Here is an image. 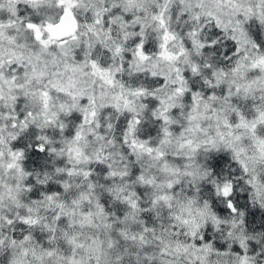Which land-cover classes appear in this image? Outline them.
<instances>
[{
    "label": "snow or ice",
    "instance_id": "obj_1",
    "mask_svg": "<svg viewBox=\"0 0 264 264\" xmlns=\"http://www.w3.org/2000/svg\"><path fill=\"white\" fill-rule=\"evenodd\" d=\"M0 264H264V0H0Z\"/></svg>",
    "mask_w": 264,
    "mask_h": 264
}]
</instances>
